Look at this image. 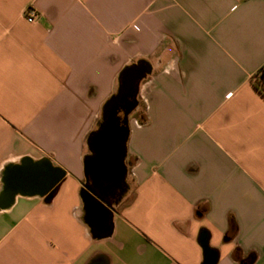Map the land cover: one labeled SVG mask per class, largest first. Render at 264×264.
I'll return each mask as SVG.
<instances>
[{"label":"crops","instance_id":"1","mask_svg":"<svg viewBox=\"0 0 264 264\" xmlns=\"http://www.w3.org/2000/svg\"><path fill=\"white\" fill-rule=\"evenodd\" d=\"M263 67L264 0H0V264H204V240L264 264ZM127 70L106 200L93 135ZM26 166L59 176L12 188Z\"/></svg>","mask_w":264,"mask_h":264},{"label":"flooded vegetation","instance_id":"2","mask_svg":"<svg viewBox=\"0 0 264 264\" xmlns=\"http://www.w3.org/2000/svg\"><path fill=\"white\" fill-rule=\"evenodd\" d=\"M123 90L106 109L100 126L93 135L97 169L94 175V191L99 197L109 200L121 194V157L125 150L128 133L127 113L134 90L127 87L124 78Z\"/></svg>","mask_w":264,"mask_h":264},{"label":"water","instance_id":"3","mask_svg":"<svg viewBox=\"0 0 264 264\" xmlns=\"http://www.w3.org/2000/svg\"><path fill=\"white\" fill-rule=\"evenodd\" d=\"M125 77L127 81V87L134 89V95L133 98H136V92L135 85L137 82L141 80L140 74L137 72H134L133 70H127L125 72ZM119 96V94H118ZM115 96L109 103L106 109H108L112 102L118 97ZM129 112L127 113V120L129 119V116L131 113L136 109L137 102H130L129 104ZM59 174H57L55 171H46L44 172L40 166L38 167H22L21 169H18L14 173L11 174L9 178V183L11 184L12 188H16L18 185H20L23 189V191L29 190L30 188H39L41 190H44L45 186H48L49 184H53ZM204 249H205V263L204 264H217L218 262V253L213 250L207 240L203 241Z\"/></svg>","mask_w":264,"mask_h":264},{"label":"trees","instance_id":"4","mask_svg":"<svg viewBox=\"0 0 264 264\" xmlns=\"http://www.w3.org/2000/svg\"><path fill=\"white\" fill-rule=\"evenodd\" d=\"M252 84L255 89L264 97V67L261 68L252 78ZM57 189L50 195V198L56 195ZM257 259L256 254H252L249 259L244 264H253Z\"/></svg>","mask_w":264,"mask_h":264},{"label":"built area","instance_id":"5","mask_svg":"<svg viewBox=\"0 0 264 264\" xmlns=\"http://www.w3.org/2000/svg\"><path fill=\"white\" fill-rule=\"evenodd\" d=\"M26 19L29 23H36L39 21V14L37 12V10L34 7H30L27 11H26Z\"/></svg>","mask_w":264,"mask_h":264}]
</instances>
